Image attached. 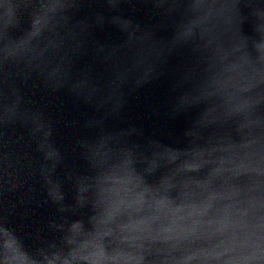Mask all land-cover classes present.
I'll use <instances>...</instances> for the list:
<instances>
[{"label":"water","instance_id":"95a60500","mask_svg":"<svg viewBox=\"0 0 264 264\" xmlns=\"http://www.w3.org/2000/svg\"><path fill=\"white\" fill-rule=\"evenodd\" d=\"M0 264H264V0H0Z\"/></svg>","mask_w":264,"mask_h":264}]
</instances>
